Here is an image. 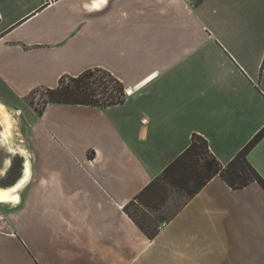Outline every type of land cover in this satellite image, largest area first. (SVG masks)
I'll return each instance as SVG.
<instances>
[{
    "label": "crops",
    "instance_id": "obj_1",
    "mask_svg": "<svg viewBox=\"0 0 264 264\" xmlns=\"http://www.w3.org/2000/svg\"><path fill=\"white\" fill-rule=\"evenodd\" d=\"M88 68L122 101L27 103ZM0 101L30 155L0 203V264H264L258 181L214 176L151 237L127 210L192 134L225 166L264 127V0H0ZM2 153L5 186L21 173ZM246 157L264 181V136Z\"/></svg>",
    "mask_w": 264,
    "mask_h": 264
},
{
    "label": "trees",
    "instance_id": "obj_2",
    "mask_svg": "<svg viewBox=\"0 0 264 264\" xmlns=\"http://www.w3.org/2000/svg\"><path fill=\"white\" fill-rule=\"evenodd\" d=\"M97 73H103L108 76L111 82V87L109 88H114L115 94H117V96L115 95L116 97L110 92L108 97H103L105 100L101 101V99H99L101 96L99 93H96L99 86L98 84L94 86V81L92 79ZM112 83H114V85H112ZM102 84L106 86V82L103 81ZM47 90L50 96V99L47 101L88 104L91 106H108L118 103L122 101L125 93L123 85L114 78L111 73L102 68H88L75 76L62 75L59 78L57 87L47 88ZM263 136L264 127L236 153L227 165L224 166L209 151L207 140L198 134H192L188 147L185 148L175 160L167 165L161 174L173 177L174 183L177 185H180L182 180L186 183L189 180L193 182L194 187L192 190H189L192 195L198 192L207 181H210L216 175L222 177L233 189L244 187L253 181H258L264 190L263 179L246 157L249 149H251ZM155 179L157 180L158 177ZM152 182H150L136 198H139L138 196L145 192ZM180 186H182V188L185 187V185L182 184ZM154 234L155 232L147 233V236L151 237Z\"/></svg>",
    "mask_w": 264,
    "mask_h": 264
},
{
    "label": "rangeland",
    "instance_id": "obj_3",
    "mask_svg": "<svg viewBox=\"0 0 264 264\" xmlns=\"http://www.w3.org/2000/svg\"><path fill=\"white\" fill-rule=\"evenodd\" d=\"M92 79L94 81V86L97 84L99 86L96 93H99L101 96L99 98L101 101L105 100L103 97H108L110 92H112L111 94L114 97L117 96V94H115L116 92L114 88H109L111 87V82L106 74L97 73L94 77H92ZM103 81L106 82V86L102 84ZM112 85H114V83H112ZM49 97L50 96L46 88L33 90L27 97V103L37 108L39 107L40 109L43 107V104H45V102L50 99ZM9 110L14 120L15 127L13 126V136H15L10 138V143L5 145L1 143L2 152L4 151L7 153L9 149L17 150L19 147L23 148L24 146V149L30 158L29 152L26 148L28 142L26 138L27 124L25 115L21 111L17 114L16 111H12L11 109ZM5 153H2V157L6 156ZM9 153V157L7 155L9 161H4L3 166L9 170L8 173L10 176L17 177L20 173H22V162L25 159V155L18 153L16 154L15 152L11 151H9ZM10 176L8 177L10 178ZM174 182L175 181L171 176H167L165 174L159 175L158 179H155L151 183L150 187L140 196H138L139 198H136L127 206L128 212L133 218L137 220V222L142 226V229L148 234L154 232L156 233L160 223L168 219V217L172 215V213L178 208L183 200H185L190 195L192 196L189 190L193 189V182L189 180L186 183L182 180L181 184L185 185L184 188L180 186L181 184L177 185Z\"/></svg>",
    "mask_w": 264,
    "mask_h": 264
},
{
    "label": "bare ground",
    "instance_id": "obj_4",
    "mask_svg": "<svg viewBox=\"0 0 264 264\" xmlns=\"http://www.w3.org/2000/svg\"><path fill=\"white\" fill-rule=\"evenodd\" d=\"M13 126H14V120H13L10 110L3 102L0 101V128H1L0 129V142L3 145L10 143V138H12L13 136V130H14ZM9 151L15 152L16 154L18 153L21 155H25V159L22 162V173L20 177L17 178L13 183L9 185L0 186V203L17 204L19 202L18 192L22 190L24 183L28 181V179L30 178V158L28 157L27 152L24 149V146L23 148L19 147L17 150L9 149Z\"/></svg>",
    "mask_w": 264,
    "mask_h": 264
},
{
    "label": "built area",
    "instance_id": "obj_5",
    "mask_svg": "<svg viewBox=\"0 0 264 264\" xmlns=\"http://www.w3.org/2000/svg\"><path fill=\"white\" fill-rule=\"evenodd\" d=\"M125 94H126V91H125Z\"/></svg>",
    "mask_w": 264,
    "mask_h": 264
},
{
    "label": "water",
    "instance_id": "obj_6",
    "mask_svg": "<svg viewBox=\"0 0 264 264\" xmlns=\"http://www.w3.org/2000/svg\"><path fill=\"white\" fill-rule=\"evenodd\" d=\"M128 91H130V90H128Z\"/></svg>",
    "mask_w": 264,
    "mask_h": 264
}]
</instances>
